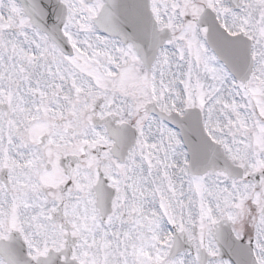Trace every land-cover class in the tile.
Masks as SVG:
<instances>
[{
  "label": "snow or ice",
  "instance_id": "snow-or-ice-1",
  "mask_svg": "<svg viewBox=\"0 0 264 264\" xmlns=\"http://www.w3.org/2000/svg\"><path fill=\"white\" fill-rule=\"evenodd\" d=\"M0 264H264V0H0Z\"/></svg>",
  "mask_w": 264,
  "mask_h": 264
}]
</instances>
